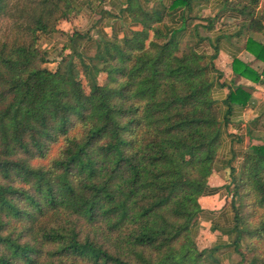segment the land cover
<instances>
[{"label": "trees", "instance_id": "trees-1", "mask_svg": "<svg viewBox=\"0 0 264 264\" xmlns=\"http://www.w3.org/2000/svg\"><path fill=\"white\" fill-rule=\"evenodd\" d=\"M86 1L98 7L0 0V19L10 16L20 38L0 39V264H222L220 246L196 241L221 143L217 49L161 43V16L130 3L139 29L97 41L80 68L89 35L73 31L70 56L43 67L41 38L61 33ZM241 1L243 17L259 23L260 0ZM232 186L229 245L238 264H264V140L246 151Z\"/></svg>", "mask_w": 264, "mask_h": 264}, {"label": "crops", "instance_id": "crops-1", "mask_svg": "<svg viewBox=\"0 0 264 264\" xmlns=\"http://www.w3.org/2000/svg\"><path fill=\"white\" fill-rule=\"evenodd\" d=\"M98 2V7L92 10L86 1L77 12L78 21L84 27L83 30L81 28L82 34L89 35V40L80 49L82 59L77 58L79 64L81 60L89 63L88 57L94 56L96 49L92 47L97 41H122L132 30L140 28L125 11L130 3H138L144 10L161 16V43L174 40L181 47L193 45L208 56H212L217 49L210 76L212 99L221 111V143L207 189L200 199L203 211L199 225L209 228L214 238L202 240L205 247L218 245L231 249L229 243L232 238H228L225 231L230 230L233 223L227 200L232 179L239 177L246 151L264 140V0H260L252 16V20L259 22L254 24L236 8L237 4H245L241 0ZM50 37L43 38V48L51 51L53 44ZM62 57L57 59L61 60ZM235 59L241 63L238 72L234 70ZM102 76L99 75V82ZM231 96L235 103L229 102Z\"/></svg>", "mask_w": 264, "mask_h": 264}, {"label": "rangeland", "instance_id": "rangeland-1", "mask_svg": "<svg viewBox=\"0 0 264 264\" xmlns=\"http://www.w3.org/2000/svg\"><path fill=\"white\" fill-rule=\"evenodd\" d=\"M77 3H75L76 9H77L76 12H79V10L81 9V6L79 3L78 4ZM78 14L79 13L72 16L70 22H65V21L62 22L61 21L59 23L60 29L62 28L61 33L52 34L51 35L52 38L51 37L49 38L51 40L50 43H52L53 45L50 47L51 51L47 49L49 52V62L43 64L42 65L43 67H46L49 69H55L57 65L55 66L52 64L55 62L61 61V60L57 59L58 57L61 58L63 56L67 59L70 56L69 54H71V53H70L69 47L67 46V44H68L67 35L73 31H78L82 34L83 32L81 31V28H82V30L84 29V27H82L81 23L78 21V18H77ZM86 27L87 26H85V28ZM63 28L67 31H70V33H66L67 31L65 32ZM43 38H46V37H42L40 40V44L42 47L44 45ZM0 39L6 40L9 42H12L14 40H17V41L20 40L19 35L17 34L16 30L14 29V20L10 16H5L2 19H0ZM92 49L95 50L96 45H94L92 47ZM75 60L77 63V61L79 59L75 58ZM77 66H79V68H80L79 63H77ZM104 77L105 76L100 77L101 83L103 82ZM79 78L83 81V83L86 82L84 76L81 73H79ZM57 148H58V145H55L52 148L50 155H54L57 151ZM233 189H234V187L232 186L230 188V191L228 194V199H227V200H229L230 205H231V200H232L231 197H232ZM232 216H233V214H232ZM197 228H198V231H197L196 241H197V244L200 247V249H203L205 247L204 246L205 243L202 240L206 241V238H208V239H214V238L211 237L212 232L210 233L209 228H205L203 225H199V221H198ZM215 234H217V233H215ZM228 238H230V237L228 236ZM245 246H246L245 241H242V243L240 245V250L244 253H247L249 256H252V253H249L246 250ZM219 253H221L220 258H221L222 264H238L241 260L240 255L237 252H235V250H233V247H231V249L227 248V247H222V248H220Z\"/></svg>", "mask_w": 264, "mask_h": 264}]
</instances>
